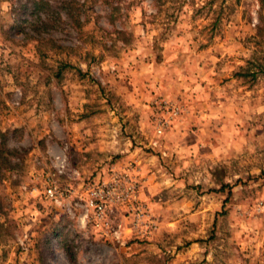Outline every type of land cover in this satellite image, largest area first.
Returning a JSON list of instances; mask_svg holds the SVG:
<instances>
[{
  "label": "rangeland",
  "instance_id": "374dc122",
  "mask_svg": "<svg viewBox=\"0 0 264 264\" xmlns=\"http://www.w3.org/2000/svg\"><path fill=\"white\" fill-rule=\"evenodd\" d=\"M0 146V264H264V0H0ZM147 156L119 242L43 196Z\"/></svg>",
  "mask_w": 264,
  "mask_h": 264
},
{
  "label": "built area",
  "instance_id": "2783aa9c",
  "mask_svg": "<svg viewBox=\"0 0 264 264\" xmlns=\"http://www.w3.org/2000/svg\"><path fill=\"white\" fill-rule=\"evenodd\" d=\"M156 104L157 109L165 113V116L153 117L155 134L161 136L170 128L171 120L181 115L182 110L167 100L158 101ZM51 162L54 176L66 174L64 158L60 159L57 156ZM72 172L78 176L77 172ZM54 176L45 183L43 196L53 205L60 207L63 206L66 197L73 196L76 209H69L68 213L74 216L76 211H80L78 221L81 229L94 232L105 241L119 242L124 238L126 230L132 232L134 227H147L144 222L148 221L149 214L140 201V181L132 164L113 169L105 180L84 185L80 192H77L72 183L60 188ZM123 209L126 214L131 215L132 227L124 228L120 223L116 224L113 221L114 216Z\"/></svg>",
  "mask_w": 264,
  "mask_h": 264
},
{
  "label": "crops",
  "instance_id": "0c3cea01",
  "mask_svg": "<svg viewBox=\"0 0 264 264\" xmlns=\"http://www.w3.org/2000/svg\"><path fill=\"white\" fill-rule=\"evenodd\" d=\"M136 174L141 182L140 198H142L147 204H149V157L145 159L137 158Z\"/></svg>",
  "mask_w": 264,
  "mask_h": 264
},
{
  "label": "trees",
  "instance_id": "16d2710c",
  "mask_svg": "<svg viewBox=\"0 0 264 264\" xmlns=\"http://www.w3.org/2000/svg\"><path fill=\"white\" fill-rule=\"evenodd\" d=\"M66 67L65 68H67L68 67V65H65ZM2 147L0 146V160H1V158H2V160L1 161H6V159L4 158L3 159V154H2V152H3V150L1 149Z\"/></svg>",
  "mask_w": 264,
  "mask_h": 264
}]
</instances>
